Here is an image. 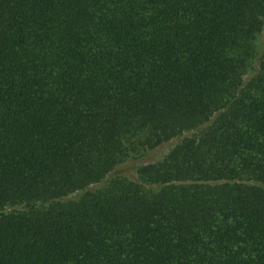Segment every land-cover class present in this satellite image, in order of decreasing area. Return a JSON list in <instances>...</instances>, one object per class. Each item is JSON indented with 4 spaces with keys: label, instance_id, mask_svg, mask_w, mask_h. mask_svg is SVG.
<instances>
[{
    "label": "trees",
    "instance_id": "obj_1",
    "mask_svg": "<svg viewBox=\"0 0 264 264\" xmlns=\"http://www.w3.org/2000/svg\"><path fill=\"white\" fill-rule=\"evenodd\" d=\"M263 29L264 0H0V264H264Z\"/></svg>",
    "mask_w": 264,
    "mask_h": 264
},
{
    "label": "rangeland",
    "instance_id": "obj_2",
    "mask_svg": "<svg viewBox=\"0 0 264 264\" xmlns=\"http://www.w3.org/2000/svg\"><path fill=\"white\" fill-rule=\"evenodd\" d=\"M263 41H264V29L259 36V49H262L263 46ZM176 140H171L169 142H166L159 147L146 151L143 155L137 156L135 159L129 160V162L125 163L124 165L119 167V172L122 174L135 177L136 178V172L135 168L142 164V163H153L155 161L160 160L166 153L168 152L169 148L174 144ZM264 186V185H263ZM70 197H74L73 195Z\"/></svg>",
    "mask_w": 264,
    "mask_h": 264
}]
</instances>
